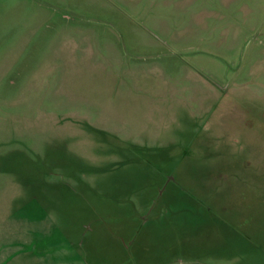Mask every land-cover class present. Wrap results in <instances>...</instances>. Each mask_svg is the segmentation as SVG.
<instances>
[{
  "label": "rangeland",
  "instance_id": "rangeland-1",
  "mask_svg": "<svg viewBox=\"0 0 264 264\" xmlns=\"http://www.w3.org/2000/svg\"><path fill=\"white\" fill-rule=\"evenodd\" d=\"M219 225L264 238V0H0V264Z\"/></svg>",
  "mask_w": 264,
  "mask_h": 264
},
{
  "label": "crops",
  "instance_id": "crops-1",
  "mask_svg": "<svg viewBox=\"0 0 264 264\" xmlns=\"http://www.w3.org/2000/svg\"><path fill=\"white\" fill-rule=\"evenodd\" d=\"M235 227H227V233L223 235L224 227L219 225V240L217 241L219 245L217 251L210 253V257H214H211L212 260L201 263L194 259H179L178 253L177 258H175L171 254V248L166 247L173 244L172 242L169 244L159 242L152 245L150 241L153 240L149 237L138 243L136 248L138 264H264V238L258 237L257 229L250 230L249 234L252 237L248 232L244 234L243 227L240 226L239 229L237 226ZM234 231L239 235H230ZM196 236H198L197 233ZM181 243L184 242L177 241V244L174 245L176 252L180 249ZM154 247L159 252L154 250ZM215 257L217 258L215 259ZM128 263H130L129 259L124 264Z\"/></svg>",
  "mask_w": 264,
  "mask_h": 264
}]
</instances>
